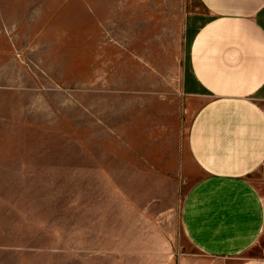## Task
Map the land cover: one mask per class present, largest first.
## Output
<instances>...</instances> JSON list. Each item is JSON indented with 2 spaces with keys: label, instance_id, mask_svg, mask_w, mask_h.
I'll use <instances>...</instances> for the list:
<instances>
[{
  "label": "rangeland",
  "instance_id": "1",
  "mask_svg": "<svg viewBox=\"0 0 264 264\" xmlns=\"http://www.w3.org/2000/svg\"><path fill=\"white\" fill-rule=\"evenodd\" d=\"M194 0H0V264H180ZM190 257V256H188Z\"/></svg>",
  "mask_w": 264,
  "mask_h": 264
},
{
  "label": "crops",
  "instance_id": "2",
  "mask_svg": "<svg viewBox=\"0 0 264 264\" xmlns=\"http://www.w3.org/2000/svg\"><path fill=\"white\" fill-rule=\"evenodd\" d=\"M180 264H264V0H194Z\"/></svg>",
  "mask_w": 264,
  "mask_h": 264
}]
</instances>
